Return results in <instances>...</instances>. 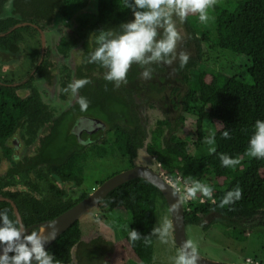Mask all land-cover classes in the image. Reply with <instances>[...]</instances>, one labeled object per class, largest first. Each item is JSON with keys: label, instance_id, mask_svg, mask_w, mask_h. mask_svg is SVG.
Returning <instances> with one entry per match:
<instances>
[{"label": "flooded vegetation", "instance_id": "obj_1", "mask_svg": "<svg viewBox=\"0 0 264 264\" xmlns=\"http://www.w3.org/2000/svg\"><path fill=\"white\" fill-rule=\"evenodd\" d=\"M49 2L42 11L30 0H5L0 6V204L7 205L0 210L16 219L7 202L12 201L29 232L39 231L38 225L86 198L92 191L83 189L81 174L102 172L100 161L111 162L117 155L110 151L114 131L103 119L109 113L106 98L110 94H121L129 118L149 133L159 120L176 116L170 97L175 88L182 89L174 60L151 64V79H142L143 69L134 64L137 74L131 66L128 73L134 77L128 79L127 73L119 86L104 80L105 70L89 63L88 57L97 46L96 33L115 28L100 25L85 7L81 12L66 11L62 2H51L56 6L51 10ZM167 65L172 67V75ZM79 79L88 83L74 94L69 85ZM80 97L86 106L78 102ZM155 113L161 118L151 120ZM125 123L118 122L133 128L128 119ZM101 149L106 151L104 158L96 153ZM120 159L126 163L124 169L112 170L100 182L95 180L96 188L132 168L127 158ZM137 162L138 157L134 165ZM100 206L106 209L104 204ZM98 215L92 212L90 228L81 232L83 249L73 247L77 264L108 263L115 250L114 236ZM211 217L187 228L204 230Z\"/></svg>", "mask_w": 264, "mask_h": 264}, {"label": "trees", "instance_id": "obj_2", "mask_svg": "<svg viewBox=\"0 0 264 264\" xmlns=\"http://www.w3.org/2000/svg\"><path fill=\"white\" fill-rule=\"evenodd\" d=\"M3 1L5 0H0V6ZM30 1L39 11L46 9L49 1L51 10L56 7L51 2H62L66 11L81 12L85 7L91 10L93 19L98 20L100 25L115 29L133 18L123 0ZM207 11L209 17H214L215 27L213 31L203 32L200 38L194 35L197 22L184 21L190 26L193 35L191 41L197 51L195 57L189 56L183 67L180 66L178 55L174 59L176 80L182 86V89L175 88L170 97L176 116L159 120L147 133L138 122L134 123L129 118L125 101L117 92L106 98L109 113L103 119L114 131L110 151L127 158L130 167L136 166L134 164L138 151L145 149L157 165L158 172L164 176L174 178L178 173L184 179L199 180L213 189L214 203L207 202L199 208L184 206L186 227L192 224L202 225L204 218L214 215L212 223L230 229L231 238L235 241L246 242L250 231L248 227L255 224L264 226V158L257 159L246 155L248 139L255 121L264 120V0H227L222 5L211 3ZM215 35L216 41L213 40ZM202 45H214L220 50L243 55L249 59L251 66L244 74L238 75L213 70L200 63ZM136 67L134 64L131 67L133 74H137ZM162 70L160 68L159 71ZM131 74L128 73V79L134 77ZM246 77L250 78V82L246 81ZM101 103L104 102L101 100ZM187 117H194L197 123V128L189 139L181 130ZM125 119L133 126L132 129L118 124H126ZM207 121L218 122L220 126L209 137L214 138L215 149L197 157L193 151L202 147L206 141L202 125ZM225 131L229 133L228 138L223 136ZM96 153L98 157L104 158L106 151L101 149ZM221 154L238 157L239 163L231 167L222 166ZM237 186L242 191L241 198L221 206L225 194ZM197 195L200 196L199 193ZM159 201L167 208L156 188L142 179H135L116 188L101 202L109 207L110 212L122 208L131 214L128 230L135 229L141 238L130 241L127 232L125 241L141 264H153V229ZM0 207L7 205L0 204ZM9 217L14 219L10 213ZM207 229L204 226V230ZM81 232L78 221L61 234L46 251L60 264H77L74 260L78 259V255L73 253V247L77 245L79 249H83Z\"/></svg>", "mask_w": 264, "mask_h": 264}, {"label": "clouds", "instance_id": "obj_3", "mask_svg": "<svg viewBox=\"0 0 264 264\" xmlns=\"http://www.w3.org/2000/svg\"><path fill=\"white\" fill-rule=\"evenodd\" d=\"M212 0H123L124 6L132 12V19L120 24L115 30H101L96 36L97 46L88 57L89 63H96L104 69L103 78L114 82L117 86L126 81L127 73L133 64L143 70L142 79H151L153 63L171 64L176 59L177 42L181 35L177 30L175 18L183 21L189 14H198L201 23L209 20L208 8ZM92 37V36H91ZM90 37V38H91ZM180 66L187 64L189 56L186 52L179 53ZM88 81L79 79L73 81L69 88L75 94ZM78 102L86 106V100L80 97ZM229 137L228 131L223 133ZM209 144L214 138H209ZM246 155L253 158H264V120L257 119L248 139ZM222 166L231 167L239 163V158L227 154L220 155ZM176 192L180 191L173 182ZM212 197L213 189L192 178L183 180V199ZM242 191L237 186L228 191L221 206L231 204L241 198ZM53 225H50V227ZM169 225L165 221L162 228L153 229L160 232L162 242H167ZM130 241L141 238L135 229L128 230ZM52 236L38 231L29 232L18 219L9 217L7 210H0V264H60V262L45 249V244ZM197 248L192 241L181 246L180 254L174 264H198ZM251 264V261L248 262Z\"/></svg>", "mask_w": 264, "mask_h": 264}, {"label": "rangeland", "instance_id": "obj_4", "mask_svg": "<svg viewBox=\"0 0 264 264\" xmlns=\"http://www.w3.org/2000/svg\"><path fill=\"white\" fill-rule=\"evenodd\" d=\"M227 0H212L211 3L215 5H222ZM237 1V0H235ZM177 30L181 35V39L177 42L176 54L178 56L181 51L186 52L188 56L195 57L196 49L194 43L191 41L193 35L190 32V26L186 25L184 21H196L197 26L194 28V35L200 38L202 33L209 30L213 31L214 17H209L206 23H201L198 20L196 14H189L183 21L179 18H175ZM216 41V35L213 39ZM202 55L200 63L208 66L213 70L220 71L224 74L238 75L244 74L246 70L251 66L249 59L243 55H237L230 51H223L216 48L214 45H202ZM179 59V58H178ZM168 74L172 75V67L167 65ZM246 81L250 82V78L246 77ZM154 97V94H153ZM159 117V118H158ZM160 119V114H153L151 120ZM196 119L194 117H187L182 127L183 134L189 139L194 134L196 127ZM153 125L151 126V128ZM203 133L205 134L206 141L203 142V146L193 151V154L197 157H201L205 154L212 152L215 149L214 143L209 144L207 141L217 130L220 129L218 122H205L202 125ZM143 151V150H142ZM139 152L138 162L136 165H146L152 167L155 171L157 165L151 160L145 152ZM116 156V157H115ZM111 162L100 161L99 165L103 166V171H93L89 175L81 174L82 187L86 191H93L96 188L95 180L100 182L108 174L114 173V171H121L126 166L125 161L120 159V155L117 153ZM141 158H144L141 160ZM140 161V162H139ZM100 170H102L100 168ZM101 172V173H100ZM111 172V173H110ZM159 173V172H158ZM92 212L100 213L98 215L100 220L103 221L108 229L111 230V235L114 236L115 250L108 256L109 264H141L134 256L130 248L125 241L126 233L130 225L131 217L125 209H116L112 212L102 210L101 206ZM88 213L79 220L81 231L86 233L90 228L89 217L92 215ZM214 215L208 218L206 221L207 230H198L197 228L186 227V237L188 241H192L197 248V253L201 256L221 262V263H244L246 260H250L252 263L264 264V226L255 224L252 227H248L249 234L246 242H237L231 238L230 229L222 226L218 223H212ZM165 221H167L168 235L167 242H162V236L160 232H154V260L153 264H174L175 258L180 254V250L174 243V236L172 231V223L169 211L159 201L158 208L155 216V229L162 228Z\"/></svg>", "mask_w": 264, "mask_h": 264}, {"label": "water", "instance_id": "obj_5", "mask_svg": "<svg viewBox=\"0 0 264 264\" xmlns=\"http://www.w3.org/2000/svg\"><path fill=\"white\" fill-rule=\"evenodd\" d=\"M142 150L138 151V155L140 151L146 153L145 149ZM149 158L153 160L151 157ZM135 179H142L151 184L158 190V192L165 200L171 217L174 243L180 250L181 246H183L185 242L188 241L186 237V225L184 221L185 209L182 198L163 180L162 176L157 171H155L152 167L146 165H136L133 168L117 173L116 175L112 176L101 185H99L86 198H84L82 201L77 203L75 206H73L63 214L59 215L53 220L46 221L38 225V232L44 233L48 236H52V234H54V237L50 238L45 244V249H47L61 234H63L73 224L78 222L83 216L99 208V206L102 204V200L107 197L108 194L113 192L121 185H124ZM7 202L13 208L15 218L18 219L22 224L21 218L14 203L10 200H7ZM105 210L109 211V207H106ZM50 225L53 226L50 227ZM198 256V264H248V262L221 263L207 259L200 254H198Z\"/></svg>", "mask_w": 264, "mask_h": 264}, {"label": "built area", "instance_id": "obj_6", "mask_svg": "<svg viewBox=\"0 0 264 264\" xmlns=\"http://www.w3.org/2000/svg\"><path fill=\"white\" fill-rule=\"evenodd\" d=\"M159 174L162 176L163 180L175 191H176V188L173 187V182L177 183V187L180 188V191L177 194L182 198L184 206L186 205L189 207L190 205H192L193 208H199L200 205L205 204L207 202L214 203L213 197H201L198 195L195 199L184 200L183 199V180L184 178L178 173L175 175L174 178L166 177L161 173Z\"/></svg>", "mask_w": 264, "mask_h": 264}]
</instances>
